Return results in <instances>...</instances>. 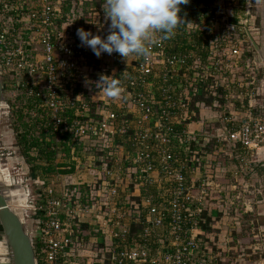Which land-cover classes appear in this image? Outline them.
Masks as SVG:
<instances>
[{
  "label": "built area",
  "instance_id": "built-area-1",
  "mask_svg": "<svg viewBox=\"0 0 264 264\" xmlns=\"http://www.w3.org/2000/svg\"><path fill=\"white\" fill-rule=\"evenodd\" d=\"M87 1L90 6L82 9ZM104 3L0 0V73L9 96L2 105L14 110L21 103L27 121L37 122L52 150L64 155L66 147L71 149L76 170L84 166L78 154L86 157L87 142L113 148L115 163L128 145L134 152L126 153L127 160L141 178L159 163L169 183L161 203L147 196L148 212L139 221L135 242L120 229L112 243L95 245L96 264H220L225 258L201 229V212L217 192L229 199L239 183L221 179L255 173L264 150V115L257 113L264 101V55L254 0H189L179 14L186 23L171 38L154 33L149 54H133L127 61L118 53L97 57L77 36L83 28L107 37ZM101 75L120 80L118 98L95 89ZM176 143L190 155L193 146L212 149L198 183L189 182L183 168L174 165ZM222 156L237 158L236 168ZM197 160L193 155L192 161ZM197 163L201 170L202 162ZM107 172L112 175L111 169ZM38 182L47 188L37 192L44 198L36 200L28 187L32 205L27 206L26 226L35 262L77 264L84 247L80 222L90 208L67 185L56 194L53 186ZM119 187L118 179L103 185L107 199L102 206L111 204ZM248 188L244 182L243 192ZM243 203L248 212L249 204ZM163 229L166 242L153 249Z\"/></svg>",
  "mask_w": 264,
  "mask_h": 264
},
{
  "label": "crops",
  "instance_id": "crops-1",
  "mask_svg": "<svg viewBox=\"0 0 264 264\" xmlns=\"http://www.w3.org/2000/svg\"><path fill=\"white\" fill-rule=\"evenodd\" d=\"M193 126L198 127L197 124ZM36 133L38 135V141H43L45 137L43 133V138L39 130H36ZM51 145L50 142L47 143V140H44L41 142V146H38L32 151V154L35 155L36 153L38 157L36 155L35 157L42 161L40 165L47 166V174H43L41 169H39L40 173L37 176V180L40 182L47 181L46 184L48 186H53L56 194L60 193L64 185H67V187L74 191L77 198L90 208V212H88L80 222L78 233L84 243V247L80 250L77 264H96L93 257L96 252L94 251L96 248L95 245L101 247L105 244L112 243L114 234L120 229H126L128 231L127 239L135 242L134 234L137 233L138 230H141L139 221H143L148 212L145 198L152 195L154 196L155 203H161L160 196L164 194V190L169 186V183L163 178L159 163L154 172L144 173L141 178L132 161L127 160L126 153L134 152L128 145L124 147L126 148L124 150L125 155L122 156L119 152L121 157L120 160L116 163L113 160L109 167L105 165V161L102 162L104 158L99 153L94 154L91 153L92 151L89 152L90 150L88 149H91L90 146L92 145L90 142H87L86 157L84 158L82 153L78 154V156L83 159L82 162L84 165L82 170L79 171L75 169V160L69 147H66L70 149L69 154L63 152L62 154L64 155H58L56 151L50 148ZM39 151H42L43 154L50 152V155L48 154V157L45 156L41 158V156H39ZM173 152L178 157V161L174 165L183 168L189 182L198 183L206 173V162L202 163L201 170H199L197 164L192 162L193 157L177 143L173 148ZM211 152L212 149L209 146L204 152L207 154L206 158L209 157V153ZM224 158L226 161L227 159L229 161L228 167L236 168L237 163H235V158H231L230 156H224ZM220 159L222 160L223 156ZM99 161H101V163ZM231 163H235L236 165H232ZM107 168L112 170V175L108 174ZM45 175L47 176L45 177ZM58 175H60L61 181L57 179ZM146 178L150 179L147 183L145 182ZM115 179H118L120 185L119 195L115 196L110 205L102 206L107 199L103 193L102 187L104 184H108ZM227 179L221 180L222 182H226ZM46 188L47 187L43 185L39 191H44ZM133 203L136 205L139 204L141 209H136L135 207L137 206H134ZM209 211L214 218H217L220 215L221 209H218V213L213 206H210ZM226 223H228L226 218L217 221L213 225L215 232L206 235L211 242L213 241L218 245V249L222 248L223 251H227L225 243L223 242L225 236L231 235V231L228 232L230 228H226ZM160 235L161 237H158L160 241L153 244V249L160 247L159 242H166V231L164 229L160 231ZM229 241L230 239H227V242ZM91 247L92 250L90 249ZM228 248L229 251L231 245H228Z\"/></svg>",
  "mask_w": 264,
  "mask_h": 264
},
{
  "label": "rangeland",
  "instance_id": "rangeland-1",
  "mask_svg": "<svg viewBox=\"0 0 264 264\" xmlns=\"http://www.w3.org/2000/svg\"><path fill=\"white\" fill-rule=\"evenodd\" d=\"M252 13L254 15V18L259 21L258 23H260V26L262 28L259 33V38L261 42V50L264 55V0H254ZM5 97H9L8 93L7 95L5 94ZM9 102L10 104H12V101L10 99ZM18 105L19 107H16L13 110L12 114L5 113V111L7 110L4 108L0 110V166L3 171V175L8 180H11L12 178L23 183L24 186H28L33 194L32 198L38 200V198L43 197V195L40 196L37 194V192L43 186L41 183H37L34 181L35 177L32 175L31 171L32 164L27 162V157L23 154L24 147L19 144L16 136L17 128L20 132L25 131V124L23 122L27 121L29 119V116H25L23 114V120H20L17 117V110L19 108L21 109L22 104L19 103ZM18 114L20 115V113ZM192 128L195 129L196 126ZM93 153L95 154L96 152ZM31 155L34 154L31 153ZM35 155L38 156L36 153ZM260 159L264 160V150H262ZM228 163L229 161L227 159L226 164L228 165ZM231 164L234 165L235 163ZM6 168L10 171L11 177L9 171H7ZM231 169L234 168L231 167ZM39 173L40 172L38 171V174ZM248 175L249 176H239L236 180V177H234L233 174L230 173V175L227 177V181H229L230 184H234L237 181V183H239V185L237 184V191H231L232 195L230 196L231 199L229 198L230 201L229 199H226L223 203H221L220 200H211L210 202V205H212L216 209V212H218L219 208L223 209L224 211H226L227 209L230 215L229 217L227 216L229 219L226 218V220L228 221L227 225L229 224L230 227L236 226L238 222H240L238 223L239 226H243L244 224L246 225L244 231L239 230L241 231V235H236V239L234 238V241L241 244V247L238 252L234 250L229 252L230 258L232 259L231 264H264V173L259 174L255 172L249 173ZM244 182H247L249 184V188L245 193L243 192ZM239 191H241L242 194L240 198H237ZM216 194L218 195L219 192H217ZM232 196L234 197L232 198ZM244 199L249 204L248 206L250 210H248V212H245L246 208L243 203ZM245 213L249 214V216H246ZM28 223H30V221ZM229 225L226 226V228H228ZM26 226L30 227L28 224ZM229 231H231V228L228 229V232ZM231 237L232 236L229 235L225 236V239L223 241L225 243L227 251L229 249L228 245H231V243H233V239ZM227 239H230V241L227 242ZM239 254H242V256L239 257ZM228 257L229 256H226L224 258H227L228 260ZM224 260L221 259L220 263L229 264V262L227 261L222 262Z\"/></svg>",
  "mask_w": 264,
  "mask_h": 264
},
{
  "label": "clouds",
  "instance_id": "clouds-1",
  "mask_svg": "<svg viewBox=\"0 0 264 264\" xmlns=\"http://www.w3.org/2000/svg\"><path fill=\"white\" fill-rule=\"evenodd\" d=\"M188 3L189 0H105V19L110 21L107 37L83 28L77 30V36L82 46L90 48L97 57L118 53L127 61L133 54L147 56L154 33H162L168 39L179 24L186 23L179 14L181 5ZM109 77L113 76L101 75L95 89L118 98L122 91L120 80Z\"/></svg>",
  "mask_w": 264,
  "mask_h": 264
},
{
  "label": "water",
  "instance_id": "water-1",
  "mask_svg": "<svg viewBox=\"0 0 264 264\" xmlns=\"http://www.w3.org/2000/svg\"><path fill=\"white\" fill-rule=\"evenodd\" d=\"M5 98L0 73V110ZM2 172L0 166V264H36L33 238L26 228L30 190Z\"/></svg>",
  "mask_w": 264,
  "mask_h": 264
},
{
  "label": "trees",
  "instance_id": "trees-1",
  "mask_svg": "<svg viewBox=\"0 0 264 264\" xmlns=\"http://www.w3.org/2000/svg\"><path fill=\"white\" fill-rule=\"evenodd\" d=\"M88 6H90V1H87L84 5L81 6V8L85 9ZM258 22L259 21H257V23ZM258 25H260V23H258ZM261 77H264V70H262V72H261ZM4 88H5V90H7L6 84H5ZM262 104H263V107L257 109V113L264 115V101L262 102ZM24 112H25L24 108L23 109L19 108L17 110V117L20 120H23L22 118H23ZM18 113H20V115ZM23 123L25 124L24 125L25 126V131L24 132H20L19 129L17 128L16 129V136H17L19 144L24 147L23 148V154L27 157V162L32 164L31 165V168H32L31 171H32V175L35 177L34 181L39 183L38 180H37L38 179L37 176L39 175L38 171H39V169H41V172L43 174H47V166H41L40 162H42V161L37 158L38 156L35 157V156L31 155V153H32V151L35 148H37L38 146H41V142H43L44 140L43 141H41V140L38 141V135L36 133V130L38 131L39 128H38V125L36 124L37 122L25 121ZM43 135L45 136V134H43ZM90 147H91V149H88V150H91L93 152L99 153L104 158L102 162L105 161V165L110 167V165H111V163L113 161V158H114V153H112L113 152V148L101 149L98 145L97 146H93L92 145ZM193 147L195 148V150H194L195 152L191 153V156L193 157V155H195V156L198 155V159L200 160V161L197 160L195 163L198 165L197 162H202V163L206 162L207 161V158H206L207 154L204 153L203 151H201L202 149H196L197 148L196 146H193ZM78 151H80V150L78 149ZM91 151H89V152H91ZM64 152L69 154L70 153V149L66 148V150ZM39 154H40L39 156H41V158L45 157V156L48 157V154L50 155V152H46V154H43L42 151H39ZM99 162L101 163V161H99ZM235 163H237V158H235ZM255 172H257L259 174H263L264 173V160L260 159V161L257 163V165L255 167ZM46 176L47 175H45V177ZM246 176H249V175L247 174ZM45 183H47V181H45ZM227 183H229V181H227ZM211 200H220V202L223 203L226 200V195H223L222 193H220L218 195L211 196L210 199H209V202L206 204V208H204L203 211L201 212V216H202L201 218L202 219L200 221V224H201V229L203 230L205 235H208V234H211V233L215 232V228L213 227L214 223H216L217 221H220V220H222L224 218L229 219L228 217L230 215V213L227 211V209H226V211H224L223 209L220 208L221 209L220 215L218 216V218H214L212 216V214L210 213V211H209L210 206H212V205H210ZM208 206H209V208H208ZM245 214H246V216H249V214H247V213H245ZM39 216H40L39 212L36 213V214H32V218H34V219L38 218ZM238 223H240V222H238ZM238 223H237L236 226H232V227H230V225H229V227L231 228V235L230 236H232L231 238L233 239L232 240L233 243H231V249L229 251H223L222 248L218 249L217 248L218 245L215 244L214 242H212V246H213L214 250L216 252H219L222 255V257L229 256L228 260H227V258H225V260L222 261V262L227 261V262H229V264H231L232 259L230 258L229 252L232 251V250L238 252V250H240L241 244H239L238 242H235L234 238L236 239V235L237 236L241 235L240 234L241 231H239V230L244 231V228H246V225L242 224L243 226H241V225L239 226ZM226 225H227V223H226ZM134 230H136V229H134ZM207 239L210 240L209 238H207ZM233 244H234V246H233ZM242 254H244V253H242ZM242 254H239V257L242 256ZM220 262H221V260H220ZM220 264H222V263H220Z\"/></svg>",
  "mask_w": 264,
  "mask_h": 264
},
{
  "label": "flooded vegetation",
  "instance_id": "flooded-vegetation-1",
  "mask_svg": "<svg viewBox=\"0 0 264 264\" xmlns=\"http://www.w3.org/2000/svg\"><path fill=\"white\" fill-rule=\"evenodd\" d=\"M3 108L7 110V111H5V113H7V114H8V113H11V114H12L13 110H9L6 106L2 105L1 110H2ZM29 226H30V223H29Z\"/></svg>",
  "mask_w": 264,
  "mask_h": 264
}]
</instances>
